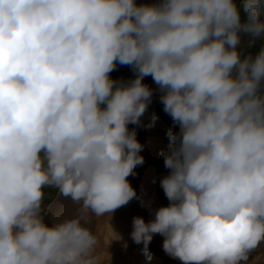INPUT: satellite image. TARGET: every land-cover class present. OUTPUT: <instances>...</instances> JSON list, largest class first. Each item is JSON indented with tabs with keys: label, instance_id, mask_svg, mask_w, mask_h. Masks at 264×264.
<instances>
[{
	"label": "clouds",
	"instance_id": "1",
	"mask_svg": "<svg viewBox=\"0 0 264 264\" xmlns=\"http://www.w3.org/2000/svg\"><path fill=\"white\" fill-rule=\"evenodd\" d=\"M147 75L172 118L169 202L133 216V241L148 259L160 233L185 264H264V0H0V264H105L82 221L139 198ZM46 186L76 214L47 223Z\"/></svg>",
	"mask_w": 264,
	"mask_h": 264
},
{
	"label": "bare ground",
	"instance_id": "2",
	"mask_svg": "<svg viewBox=\"0 0 264 264\" xmlns=\"http://www.w3.org/2000/svg\"><path fill=\"white\" fill-rule=\"evenodd\" d=\"M138 139L144 145L141 149L144 162L136 165L137 174L129 175L128 179L136 188L139 198L131 199L128 203L117 207L111 214H105L100 218L93 216L90 221H82V223H87L93 231H97L101 241L97 248V255L105 264L109 258L110 264H185L184 261L165 252L162 247L164 237L160 233H154L149 243L151 259H148L146 253L142 251V242L139 244L134 242L130 235L134 215H142L145 220H148L152 215L150 208L169 202L159 182L160 177L169 171L161 155V151L167 147L152 136L143 135ZM47 187L51 193L49 196L54 197L53 201L44 202L45 205L51 203V207L42 213L47 223L52 224L66 216L76 214L77 205L70 197L59 194L58 189L54 191L51 190V186L45 188ZM113 230L120 233L122 239H112L109 243L115 234ZM124 241H127V246H124ZM188 264H195V262H188Z\"/></svg>",
	"mask_w": 264,
	"mask_h": 264
},
{
	"label": "rangeland",
	"instance_id": "3",
	"mask_svg": "<svg viewBox=\"0 0 264 264\" xmlns=\"http://www.w3.org/2000/svg\"><path fill=\"white\" fill-rule=\"evenodd\" d=\"M137 2H141V0H137ZM249 37L247 35L243 36L242 38V50L243 51H252L255 52L262 41L256 40L252 43H249ZM111 75L113 77H132L135 75V72L132 70L130 65H121L118 64L115 69L111 72ZM145 82H147L153 89L155 90L153 93V98L151 103L148 106V109L143 114L141 119L143 120V125H132L130 124L129 127H136L137 129V138L141 136H152L154 139H157L158 141L162 142V144L167 147L169 144V136H168V129L169 126L172 125V118L171 116L166 113L163 109V104L159 99V90L158 86L155 84V82L152 80V77L150 75H147L144 77ZM155 110L156 117L153 120L150 118V113ZM156 120V121H155ZM163 120V122L161 121ZM151 122V123H150ZM157 124H156V123ZM155 123V124H154ZM146 124V125H145ZM149 127V128H148ZM178 129V125L175 126ZM156 131V132H155ZM156 134H155V133ZM159 137V139H158ZM49 187L45 188V196H44V202L48 203L53 201L54 197L49 196L51 193L49 192ZM51 190L56 191L57 189L55 187L51 186ZM261 248L264 249V241H261ZM256 250L253 251L251 255H255ZM120 253H122V250L120 249Z\"/></svg>",
	"mask_w": 264,
	"mask_h": 264
}]
</instances>
